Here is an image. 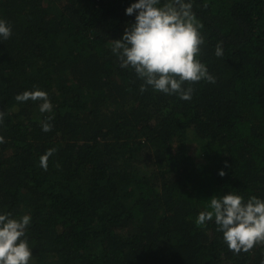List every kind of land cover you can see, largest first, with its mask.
<instances>
[{"label": "trees", "instance_id": "obj_1", "mask_svg": "<svg viewBox=\"0 0 264 264\" xmlns=\"http://www.w3.org/2000/svg\"><path fill=\"white\" fill-rule=\"evenodd\" d=\"M130 2L0 0V211L31 215L29 264H261L264 243L235 253L195 220L212 195L264 198V0H193L215 82L190 100L120 67ZM33 88L51 112L15 99Z\"/></svg>", "mask_w": 264, "mask_h": 264}, {"label": "clouds", "instance_id": "obj_2", "mask_svg": "<svg viewBox=\"0 0 264 264\" xmlns=\"http://www.w3.org/2000/svg\"><path fill=\"white\" fill-rule=\"evenodd\" d=\"M192 7L193 0H132L124 9L126 15L134 16V21L119 39L113 40L112 52L121 68H131L143 81L141 92L151 87L190 100L193 89L190 84L185 86V82H215L198 56L203 43L202 25ZM11 32V25L0 18V41L7 40ZM214 54L223 56L221 44L215 46ZM15 99L38 101L41 113L52 111L48 93L39 88L25 89ZM4 115L0 111V124ZM51 118L45 117L41 122L42 131L51 129L48 122ZM4 141L5 137L0 136V143ZM54 151L49 148L39 157L41 168L47 169L48 157ZM218 174L223 176V169ZM207 200L205 210L198 213L195 223L204 225L212 221L230 250L247 252L256 244L264 243V198L251 196L245 200L239 193L227 191ZM31 219L27 213L17 217L9 211H0V264H29L33 255L26 233Z\"/></svg>", "mask_w": 264, "mask_h": 264}, {"label": "rangeland", "instance_id": "obj_3", "mask_svg": "<svg viewBox=\"0 0 264 264\" xmlns=\"http://www.w3.org/2000/svg\"><path fill=\"white\" fill-rule=\"evenodd\" d=\"M195 142H193V139L190 140V153L192 155V157L197 161V162H201V158L199 156V153L197 152V150L194 147Z\"/></svg>", "mask_w": 264, "mask_h": 264}]
</instances>
